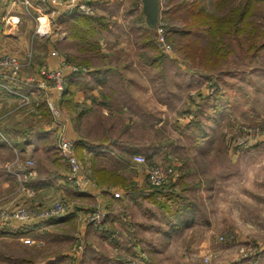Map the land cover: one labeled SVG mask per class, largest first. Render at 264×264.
I'll list each match as a JSON object with an SVG mask.
<instances>
[{
	"label": "rangeland",
	"instance_id": "374dc122",
	"mask_svg": "<svg viewBox=\"0 0 264 264\" xmlns=\"http://www.w3.org/2000/svg\"><path fill=\"white\" fill-rule=\"evenodd\" d=\"M89 1L96 6L94 16L104 24L79 20L65 24L60 16L48 17L49 11L36 15L37 6L42 9L44 2L40 0H32L35 12L22 6L33 16L34 32L71 36L69 47L62 40L57 46L67 54V61L55 70L90 65H114L123 70L122 75L114 73L111 81L119 90L104 89L107 98L101 101H106L92 112L96 120L83 127L89 139L110 143L105 168H88L85 159L89 164L99 162L97 155L75 150L83 167L81 184L89 179L97 187L110 189L114 196L115 192L121 196V191L127 192L128 200L121 198L117 207L123 217L112 222L108 211L79 195L80 188L70 179V166L59 149L62 136H55L50 141L51 151L66 163V179L72 190L36 196L37 190L24 182L27 192H21V180L13 192L0 193V219L2 213L17 209H29L38 216L61 205L62 215L74 211L77 216L68 224L46 227L34 249L19 251L13 242L0 241V257L8 253L45 264H264V0H253L242 20L236 15L241 16L240 7H246L247 0H229L221 7L208 4L226 19L215 32L204 26L185 31L189 20L178 15L170 19L168 8L174 0H161L159 26L153 32L142 23L141 0ZM38 17L49 20L47 32L38 30ZM8 19L22 20L20 16ZM78 22L80 37L69 29V24L75 27ZM167 23L176 29L168 31V38ZM207 39L213 41L212 48H207ZM217 50L221 51L218 56ZM17 59L19 73L30 67ZM31 70L26 72L32 75ZM50 74V70H42L38 83H52ZM62 77L64 87L63 73ZM12 85V90H20ZM196 95L200 97L192 103ZM16 97L21 99L19 108L29 106L30 99ZM165 99L166 106L161 104ZM179 101L184 103L178 105ZM47 108L50 117L54 116L48 101ZM25 117L16 112L9 116L13 134L34 125L35 119ZM44 119H48L47 114ZM127 145L151 149L141 152L148 154L147 162H138L137 152H123ZM157 146L160 154L152 152ZM29 160L35 168L41 167L44 175L51 173L50 165H43L48 163L46 158ZM12 162L9 167H16ZM138 165L175 168L177 173L166 189L176 199H168L167 190L159 192L161 186L146 178L137 181ZM100 211L105 213L103 217L91 218ZM177 213L192 218L191 225L174 230ZM58 217L55 214L47 219ZM83 224L87 230L80 228ZM25 241L34 242L30 238ZM116 245L126 247L116 250Z\"/></svg>",
	"mask_w": 264,
	"mask_h": 264
},
{
	"label": "crops",
	"instance_id": "0c3cea01",
	"mask_svg": "<svg viewBox=\"0 0 264 264\" xmlns=\"http://www.w3.org/2000/svg\"><path fill=\"white\" fill-rule=\"evenodd\" d=\"M34 3V2H33ZM42 9L36 11L51 12L50 16L57 19L64 13H54L53 5L50 0L43 2ZM103 7V11L104 6ZM100 7V8H102ZM35 12L34 6L31 7ZM27 7V10L21 4L14 3L11 0H0V55L10 54L17 56L21 61L25 62V68L19 74L18 84L14 86L10 80L7 79L9 86L19 88L23 93L29 95V106L20 107L21 99L16 97L9 90L0 85V193L13 192L20 181L25 185L33 187L36 192V196L46 193L47 195H56L61 193V190L71 191L72 187L68 184L66 179L67 165L63 159L56 156L51 151L50 141L55 136H65L76 142V152L82 154L86 151H90L97 155L98 161L93 160L92 164H89L87 159L84 165L95 166V171L100 167H104V160L108 152L111 151L109 142L95 141L89 139L88 135L83 132V127L87 128L95 120L92 118V112L100 103L102 98H107L104 94V89L108 86L111 90H119L116 85L111 83L114 78L113 75L121 74L123 70H119L117 66H98L90 65L87 71H73L72 68H64L65 83L62 89L53 88L50 85L47 87L40 86L38 80L41 79L40 73L42 70H55L60 68L64 61H67V54L61 52L57 46L62 42L65 45H69L67 42H71V36L65 35L59 37L54 33L47 35H39L34 32L32 24L33 16ZM21 17L22 20L17 23L11 21L8 17ZM26 16L29 18L27 19ZM47 17V19H48ZM24 21V22H23ZM27 21V22H25ZM50 26L49 20H47ZM63 38V39H62ZM41 45V47H40ZM40 47V48H39ZM69 47V46H68ZM89 50L88 48H84ZM69 56V55H68ZM32 69V75H29L26 71ZM34 79H33V78ZM33 79L32 81L30 79ZM202 94H205L202 93ZM200 96L196 95L193 102H197ZM48 99H52L63 110V114L56 118L50 117L49 110L47 108ZM108 100V99H107ZM184 101H179L178 105L183 104ZM147 104V103H144ZM161 104L165 106L168 101L165 99ZM160 104V105H161ZM22 109V110H21ZM17 113L21 117L27 115L25 118H32L34 125H30L31 128H26L21 132L12 133V126L9 125V116L12 113ZM22 112H25L23 114ZM48 115V119H44V115ZM41 117V118H40ZM43 119V120H42ZM39 121H44L42 124ZM2 126V127H1ZM18 128V127H17ZM19 134V135H18ZM17 136V138H13ZM156 147V150L152 152L161 153L160 148ZM94 149L95 152L92 150ZM125 153H147L150 150L147 146H125L122 148ZM150 152V153H152ZM148 155V154H147ZM146 155V156H147ZM46 158L48 163L43 165H50L49 169L51 173L44 175L41 167L36 168L35 174H30L29 166L23 167L22 164L29 159L37 160ZM19 160L21 162H12L13 160ZM10 162L14 163L16 167L11 168ZM41 164V163H40ZM56 165L60 168L56 170ZM63 165V166H61ZM63 167V169H61ZM105 168V167H104ZM147 165H138L135 173V179L139 182L144 181L146 178ZM21 171V177L18 176L17 171ZM97 174V172H96ZM95 174V175H96ZM97 177V175H96ZM136 182V181H135ZM137 183V182H136ZM84 190H79V195L89 197L94 202H97L103 210L108 211L109 217L114 222L115 218L123 217L122 212L117 211L119 207L120 199L128 200L125 197V191H121L123 196L115 197L110 189L101 188L95 186L94 183L84 182ZM128 195V194H127ZM117 212H120L119 214ZM77 213L70 211L69 213L59 216V220L38 219L32 221L29 224H24L18 219H11L6 222L0 219V241L13 242L17 250L22 251L24 248L34 249L39 246V236L46 232L45 228H53L56 226H62L68 224L69 219L76 218ZM82 230H87L86 224L81 225ZM26 238H30L34 242L27 243ZM126 246L116 245L115 249H124ZM139 255H143L142 251L138 247H135ZM1 264H45L40 263L33 257L15 256L11 257L8 253L1 256ZM50 262L48 261L47 264ZM54 263V261H52Z\"/></svg>",
	"mask_w": 264,
	"mask_h": 264
},
{
	"label": "built area",
	"instance_id": "2783aa9c",
	"mask_svg": "<svg viewBox=\"0 0 264 264\" xmlns=\"http://www.w3.org/2000/svg\"><path fill=\"white\" fill-rule=\"evenodd\" d=\"M14 3L17 4H25L26 6L31 7L32 6V0H11ZM40 1H47V0H40ZM50 2L53 5V12L54 13H72V12H78L84 15H94L96 11V6L91 3L89 0H50ZM40 7L37 6V11L39 12ZM36 15H39V13H36ZM38 22V30L39 31H48L49 30V23L48 21H45V19L38 17L36 18ZM16 21V20H14ZM17 22V21H16ZM162 39L164 37L162 36ZM63 63H66L65 61ZM20 62L17 59V56L15 55H2L0 56V85L9 90L11 93H13L16 96H19L25 101H29L30 97L29 95L23 93L20 90L11 89L9 84L7 83V79L10 80V82L17 81L19 79V69H20ZM73 71H87V68L79 69L76 66L70 67ZM50 77L52 78V83L50 82H41L40 86L47 87L49 84H52L53 88L62 89V73L63 69L52 70L50 71ZM33 80L32 78L30 79ZM48 104L51 108V111L53 112L54 116L56 118H59L62 114L60 113L56 103L52 99H48ZM244 141V140H243ZM240 143H243L239 141ZM59 149L64 157V159L67 161L68 165L70 166V179L74 180L76 184L79 186L81 190L85 191V186L81 184V172L83 170L82 163L76 156V142L72 139H69L65 136H62L59 143ZM135 159L140 163H146L147 162V156L145 154H136ZM29 166L30 174L36 173V168L34 165H32V160H29L27 163L23 165V167ZM176 169L173 167L163 166V165H147L146 168V179L149 183H151L154 186H162L165 184H168L170 182V178L176 175ZM17 174L19 177H21L22 172L17 171ZM86 182L90 183L91 181L88 179ZM21 184L22 181H21ZM21 192H27L26 186L23 184L20 187ZM30 194H34V192H30ZM116 197L121 196L120 192L114 193ZM58 204V203H57ZM60 205V204H59ZM63 211L62 205L60 208L54 209L49 212H44L41 214H38V216H35V214L27 209H17L13 212L2 213L1 220L6 222L11 219H18L24 224H29L32 221H36L38 219H47L49 217L57 215H62L61 213ZM101 213H97L95 216L91 217L92 219L100 218L105 215L103 211H100Z\"/></svg>",
	"mask_w": 264,
	"mask_h": 264
},
{
	"label": "trees",
	"instance_id": "16d2710c",
	"mask_svg": "<svg viewBox=\"0 0 264 264\" xmlns=\"http://www.w3.org/2000/svg\"><path fill=\"white\" fill-rule=\"evenodd\" d=\"M227 1L229 0H174L170 7L168 8L169 10V15H170V19L173 16H179L181 18L189 20V22L186 21L184 29L185 31H192L194 26L196 27H200V26H204L206 28V30H208L209 32H215V30H218V25H221L225 23L226 19L223 15H220L216 12L213 11V9H209V5L211 4V6L214 5H220V7L222 5H225L227 3ZM248 2L246 3V7L242 6L243 8L240 7V11L241 12V16L239 17V14H237V18L239 20L244 19V16L246 15V13L248 11H250V4L252 3L253 0H247ZM249 6V8H248ZM185 14L187 16H185ZM60 21H63L65 24L66 22H77V20H79V22L81 23L82 21L85 22L86 24H90V22H94V23H99L103 20L100 19V17L98 16H94V15H84L78 12H72V13H64L59 17ZM79 22L77 23V25H75V27L73 26V24H69V29L71 31H73L76 35V37H80L79 33H77L78 31V27L80 28V24ZM102 23V22H101ZM142 23L145 26V29L153 32L156 31L154 29L149 28L146 25L145 19H142ZM104 24V23H102ZM166 31H167V38H168V31H175L176 29L174 27H172L170 25V23L166 25ZM171 26V27H170ZM82 28V27H81ZM153 30V31H152ZM170 34V33H169ZM205 42L208 43V47L207 48H212L213 47V41H210L209 39H207ZM204 42V43H205ZM153 45V43H152ZM261 46V45H260ZM262 47H264V43L262 44ZM207 54H209L208 52H206ZM217 56L218 53H221V51L217 50L216 51ZM99 174V173H98ZM98 174L97 175V180L101 183V181L98 178ZM167 185H162L161 188H159V192H163L165 190H167L166 187ZM157 191V190H156ZM150 192V191H149ZM167 195L169 197H167L168 199H176V195H174L173 193H169V191L167 190ZM147 192H144V195ZM129 194V193H128ZM149 194H146V196H148ZM179 210V209H178ZM177 220L178 223H176L174 225V230H179L182 228H185L187 226H190L191 223L193 222L192 218L188 217V216H184V215H180L179 213H177ZM56 221L59 220V218H55Z\"/></svg>",
	"mask_w": 264,
	"mask_h": 264
},
{
	"label": "water",
	"instance_id": "95a60500",
	"mask_svg": "<svg viewBox=\"0 0 264 264\" xmlns=\"http://www.w3.org/2000/svg\"><path fill=\"white\" fill-rule=\"evenodd\" d=\"M142 11L145 15V22L151 29L157 30L161 14V0H141Z\"/></svg>",
	"mask_w": 264,
	"mask_h": 264
}]
</instances>
